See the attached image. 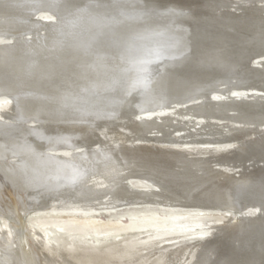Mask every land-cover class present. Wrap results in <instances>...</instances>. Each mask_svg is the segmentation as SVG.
Wrapping results in <instances>:
<instances>
[{
	"label": "bare ground",
	"instance_id": "bare-ground-1",
	"mask_svg": "<svg viewBox=\"0 0 264 264\" xmlns=\"http://www.w3.org/2000/svg\"><path fill=\"white\" fill-rule=\"evenodd\" d=\"M237 1L0 0V264H264V4Z\"/></svg>",
	"mask_w": 264,
	"mask_h": 264
},
{
	"label": "rangeland",
	"instance_id": "rangeland-1",
	"mask_svg": "<svg viewBox=\"0 0 264 264\" xmlns=\"http://www.w3.org/2000/svg\"><path fill=\"white\" fill-rule=\"evenodd\" d=\"M232 1H234L233 4H232V5H233V6H232L233 9H234V8L237 9L238 6L240 5V4H238V3L243 2V1H237V0H232ZM255 3H256V4H258V3H259V4H264V0H259V1H256ZM257 60H259V61H264V59H257ZM262 67H264V65H263ZM217 85H218L219 87L216 86V89H217V90H216L215 87H214V90H215V91H219V92L222 91V90H224V89H226V88L231 89L233 86H237L236 84H235V85H230V84H229V85H226V84L219 85V84H217ZM227 93H228V94H227ZM214 94H215V93H214ZM214 94H212V96H213ZM228 95L231 96L232 94L229 93V92H226V93L224 94V96H228ZM185 104H186V103H185ZM173 105H174V104H173ZM173 105H172V106H173ZM224 120H225V119H224ZM191 124H192L191 122H190L189 124H187L186 126H188V129H184V131H181V133L186 132V130H187V132H189V130H190V132H193L194 127H190V126H189V125H191ZM171 129H172V128H171ZM175 133L177 134V132H174V133H172L171 136H172V137L175 136ZM157 134H158L157 131H152L150 134H148V135L146 136V138H150V137H152V136H157ZM159 135H160V133L158 134V136H159ZM204 136H205V138H204ZM202 137H203L204 139H217L219 136H218V135H215V134H210V135H209V134H206V135L203 134ZM203 138H202V140H203ZM189 139H193V138L191 137V138H189ZM194 139H195V138H194ZM196 139H197V138H196ZM234 144H235V143H234ZM244 166L247 167V168H249V169L252 168V164H251L250 162H248V163L246 162V163L244 164ZM237 169H238V170H241L242 167H241V168L239 167V168H237ZM126 176H128V175H126ZM130 182H131V184H134V181H130ZM107 193H108V194H106V192H105L104 194L107 195L106 198H108L109 200H111V199L114 200L116 196L118 197V195L113 194V192H109V191H108ZM109 193H110V194H109ZM126 194H127V196H128L129 194H135V192L132 193V192L130 191V193L127 192ZM109 195H111L112 198H111V197L109 198ZM117 197H116V198H117ZM58 205H59V204H58ZM244 210H245V211H244ZM244 210H240V211H242V213H241L240 211H238V215H240V214H247V213H248V212H247V211H248L247 209H244ZM243 212H244V213H243ZM247 215H248V214H247ZM101 216H102V217L105 216V213L101 214Z\"/></svg>",
	"mask_w": 264,
	"mask_h": 264
}]
</instances>
